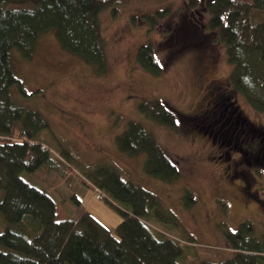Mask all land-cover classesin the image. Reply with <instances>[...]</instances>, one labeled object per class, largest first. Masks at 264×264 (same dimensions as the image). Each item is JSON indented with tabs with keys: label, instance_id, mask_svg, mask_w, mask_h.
Segmentation results:
<instances>
[{
	"label": "rangeland",
	"instance_id": "obj_1",
	"mask_svg": "<svg viewBox=\"0 0 264 264\" xmlns=\"http://www.w3.org/2000/svg\"><path fill=\"white\" fill-rule=\"evenodd\" d=\"M108 1L100 15L107 52L104 74L63 50L53 32L39 39L32 57L14 49L13 72L27 94L14 85L12 95L48 122L37 138L54 151L57 164L21 175L54 197L58 218L78 216L79 206L72 197L76 194L113 230L122 221L116 208L121 205L96 198L90 173L100 166L117 167L124 179L155 193L162 206L177 216L178 224L154 219L151 225L178 240L185 264L224 260L233 252L226 232L244 223L263 240L264 170L258 171L260 165H250L237 154L225 161L227 146L220 155L208 130L218 128L217 118L228 117L220 112L228 104L226 112L232 110V118H248L264 132V109L252 104L231 81L234 64L224 44L217 34L205 30V0L197 6H191L190 0ZM157 10L165 12L152 26L147 15ZM148 44L164 65L160 74L137 61L139 48ZM218 95L227 100L213 105ZM156 98L175 109L177 128L149 119L141 110L144 101L150 104ZM130 121L141 122L176 162L177 179L169 182L147 173L145 153L128 155L118 148L116 138ZM200 126H206L207 132L198 130ZM248 184L253 194L239 199L240 187ZM187 190L194 201L185 197Z\"/></svg>",
	"mask_w": 264,
	"mask_h": 264
},
{
	"label": "trees",
	"instance_id": "obj_2",
	"mask_svg": "<svg viewBox=\"0 0 264 264\" xmlns=\"http://www.w3.org/2000/svg\"><path fill=\"white\" fill-rule=\"evenodd\" d=\"M200 2L190 0V5ZM109 3L0 0V264H185L181 261L184 247L178 240L151 225L154 219L178 224L177 216L162 206L155 193L124 179L117 167L100 166L90 173L92 185L103 191L104 200L122 207L116 206L122 221L113 230L89 211L77 219L58 218L54 197L21 175L57 164L54 151L37 138L48 122L38 110L27 109L12 95L14 85L27 94L13 72L14 49L23 57H32L39 39L53 32L63 50L104 74L107 52L100 15ZM204 3L205 30L218 35L234 64L231 81L252 104L264 109V0ZM164 12L147 15L152 26ZM137 61L156 75L164 69L151 44L139 48ZM224 99L218 95L213 105ZM145 102L141 110L149 119L177 128L175 109L167 102L159 98ZM227 105L220 112L232 118ZM211 112L215 115L217 109ZM198 130L206 133L208 129L200 126ZM208 131L213 140L212 129ZM116 143L128 155L145 153L147 173L169 182L179 177L176 162L141 122L130 121ZM72 197L79 206L77 195ZM185 197L194 201L189 190ZM226 234L233 252L224 260L204 259L196 264H264V239L254 236L252 225L244 223Z\"/></svg>",
	"mask_w": 264,
	"mask_h": 264
},
{
	"label": "flooded vegetation",
	"instance_id": "obj_3",
	"mask_svg": "<svg viewBox=\"0 0 264 264\" xmlns=\"http://www.w3.org/2000/svg\"><path fill=\"white\" fill-rule=\"evenodd\" d=\"M247 119L248 118H217V121L215 123L220 125H218L217 129L215 128L212 130L213 142L217 143V148L218 150H220L219 154L221 150H223V146H227L225 149L226 157H221L224 158L225 161L231 159L233 155L237 154L239 155L238 159L243 158L246 163L250 165H260L258 171L263 172L264 132L255 127V125L250 124ZM226 163L228 166L230 165L229 162ZM229 168L230 167L227 168L226 166L225 169ZM232 176L233 174L230 175L228 181H231L229 179H232ZM243 181L246 182L245 180ZM229 185L232 187V189H234L232 183H230ZM244 186L240 187L238 193L239 199L243 200L247 199L253 194L251 188H249L250 184H248V187Z\"/></svg>",
	"mask_w": 264,
	"mask_h": 264
},
{
	"label": "crops",
	"instance_id": "obj_4",
	"mask_svg": "<svg viewBox=\"0 0 264 264\" xmlns=\"http://www.w3.org/2000/svg\"><path fill=\"white\" fill-rule=\"evenodd\" d=\"M80 200V199H79ZM80 205H79V213H78V216L77 217H75V218H73V219H77L79 216H80V214L82 213V212H84V211H89L83 204H82V200H80ZM90 213H92L91 211H89ZM95 217H96V213H92ZM97 218V217H96ZM105 224V223H104Z\"/></svg>",
	"mask_w": 264,
	"mask_h": 264
},
{
	"label": "built area",
	"instance_id": "obj_5",
	"mask_svg": "<svg viewBox=\"0 0 264 264\" xmlns=\"http://www.w3.org/2000/svg\"><path fill=\"white\" fill-rule=\"evenodd\" d=\"M95 188H96L95 189V196H96V198L97 199H100V200L104 199L105 195H104L103 191L100 190L98 187H95Z\"/></svg>",
	"mask_w": 264,
	"mask_h": 264
},
{
	"label": "bare ground",
	"instance_id": "obj_6",
	"mask_svg": "<svg viewBox=\"0 0 264 264\" xmlns=\"http://www.w3.org/2000/svg\"><path fill=\"white\" fill-rule=\"evenodd\" d=\"M166 126V125H165ZM171 128V127H170ZM100 189V188H99ZM101 190V189H100Z\"/></svg>",
	"mask_w": 264,
	"mask_h": 264
}]
</instances>
